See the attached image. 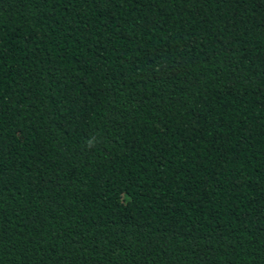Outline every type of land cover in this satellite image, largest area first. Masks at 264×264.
<instances>
[{"label": "trees", "instance_id": "trees-1", "mask_svg": "<svg viewBox=\"0 0 264 264\" xmlns=\"http://www.w3.org/2000/svg\"><path fill=\"white\" fill-rule=\"evenodd\" d=\"M0 264H264V0H0Z\"/></svg>", "mask_w": 264, "mask_h": 264}]
</instances>
